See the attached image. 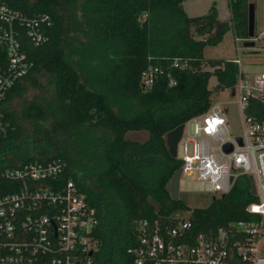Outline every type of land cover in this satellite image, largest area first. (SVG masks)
Wrapping results in <instances>:
<instances>
[{
  "label": "trees",
  "instance_id": "1",
  "mask_svg": "<svg viewBox=\"0 0 264 264\" xmlns=\"http://www.w3.org/2000/svg\"><path fill=\"white\" fill-rule=\"evenodd\" d=\"M0 1L52 19L49 40L28 44L33 66L4 99L0 169L30 159L67 160V175L99 219L89 264H126L141 218L173 224L177 211L189 210L192 232L204 234L238 219H260L248 209L258 201L248 174H239L205 206L190 208L174 198L169 180L182 160L166 141L167 132L208 109L213 90L232 92L244 77L234 58L207 57L203 50L230 26L235 37H248V0H229V19L219 18L214 5L188 15L182 0ZM97 54L102 59L93 63ZM5 63L0 45V65ZM154 66L159 71L145 84L142 75ZM244 114L264 121V102L250 97ZM131 132L146 135L139 139Z\"/></svg>",
  "mask_w": 264,
  "mask_h": 264
},
{
  "label": "built area",
  "instance_id": "2",
  "mask_svg": "<svg viewBox=\"0 0 264 264\" xmlns=\"http://www.w3.org/2000/svg\"><path fill=\"white\" fill-rule=\"evenodd\" d=\"M51 25L46 12L27 15L0 1V45L6 51V63L0 65V136L5 133L6 94L33 66L28 44L47 42ZM157 71L149 68L142 81L150 84ZM236 89L244 114L250 97L264 102V71L251 80L240 77ZM243 126V134L234 135L224 107L212 102L203 113L189 117L178 141L180 175L194 174L212 196L227 192L239 174L250 175L258 201L248 209L260 219H238L204 234L192 232L188 216L173 224L141 218L136 242L126 248V264H264V121L244 114ZM226 143L232 146L229 151ZM67 171L68 162L61 156L0 169V264L90 263L92 231L99 219Z\"/></svg>",
  "mask_w": 264,
  "mask_h": 264
},
{
  "label": "rangeland",
  "instance_id": "3",
  "mask_svg": "<svg viewBox=\"0 0 264 264\" xmlns=\"http://www.w3.org/2000/svg\"><path fill=\"white\" fill-rule=\"evenodd\" d=\"M249 1H252L255 7V44L253 46L245 47L242 44V39H236L234 27L230 26L223 34L221 40L217 44L206 45L203 53L207 57L239 58L240 68L244 72L243 78L251 80L264 71V0H248V2ZM181 4L188 15L205 13L211 5H214L219 18L229 19L231 16L229 0H182ZM78 34L81 40H85V36L82 32H78ZM72 40L74 43L76 42L74 39ZM76 57V60H79L78 57H80V55H76ZM101 59L102 56L99 54L92 56L93 63H97ZM215 84L216 77L215 75H211L208 80L209 88L213 89ZM31 91H33V89H31ZM211 102L212 104H218L224 107L225 116L232 133L234 135L243 134L244 114L239 107L238 90L236 89L234 94H232L231 89L229 88L218 91L213 90L211 94ZM145 135L144 132L129 133V136L139 139L144 138ZM180 144L181 143L179 142L177 146L178 157L181 156ZM71 149L74 148L72 147ZM76 149L78 148L76 147ZM212 195V193L206 192L203 189L201 181L197 179L194 174L180 175L178 196L182 197L190 208L207 205L210 202ZM189 212V210L177 211L175 216L187 217Z\"/></svg>",
  "mask_w": 264,
  "mask_h": 264
},
{
  "label": "water",
  "instance_id": "4",
  "mask_svg": "<svg viewBox=\"0 0 264 264\" xmlns=\"http://www.w3.org/2000/svg\"><path fill=\"white\" fill-rule=\"evenodd\" d=\"M255 7L254 3L252 1L248 2V9H247V32L248 37L243 39L242 44L245 47L253 46L255 44L254 41V33H255ZM235 93V90L232 89V94ZM183 129V123L177 125L173 129H171L166 134V141L168 145L169 152L173 156H177V144L181 136V132ZM239 142H241L240 136L237 137ZM231 144L226 143L224 145L225 150L229 151L231 149ZM181 168L178 167L172 174L170 180H169V189L174 198L178 197V187H179V178H180ZM254 189V188H253ZM214 198V197H213ZM89 253L91 254L92 251L90 250Z\"/></svg>",
  "mask_w": 264,
  "mask_h": 264
}]
</instances>
